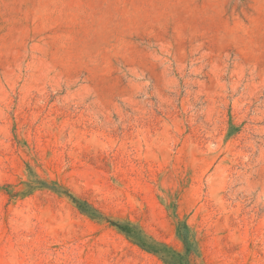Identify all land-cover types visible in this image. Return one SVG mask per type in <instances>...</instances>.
I'll return each instance as SVG.
<instances>
[{"label":"rangeland","instance_id":"rangeland-1","mask_svg":"<svg viewBox=\"0 0 264 264\" xmlns=\"http://www.w3.org/2000/svg\"><path fill=\"white\" fill-rule=\"evenodd\" d=\"M106 219L264 264V0H0V264H164Z\"/></svg>","mask_w":264,"mask_h":264},{"label":"trees","instance_id":"trees-1","mask_svg":"<svg viewBox=\"0 0 264 264\" xmlns=\"http://www.w3.org/2000/svg\"><path fill=\"white\" fill-rule=\"evenodd\" d=\"M70 196V198L78 205L82 210H87L92 206L87 202L81 203L77 198L68 194V192H63ZM93 209V208H92ZM102 217V216H101ZM112 226L117 227L123 233H125L129 238H131L136 244H138L142 249L149 253H152L160 258L164 264H193L192 257L193 252L197 249V244L195 240L191 238V230L186 223L180 224L178 229V234L183 241L185 246L184 252H179L167 244L157 242L151 238L145 236L144 232L130 223L119 224L115 221L106 219Z\"/></svg>","mask_w":264,"mask_h":264}]
</instances>
